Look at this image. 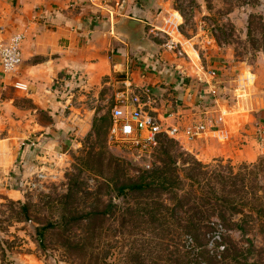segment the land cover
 <instances>
[{
	"label": "rangeland",
	"instance_id": "1",
	"mask_svg": "<svg viewBox=\"0 0 264 264\" xmlns=\"http://www.w3.org/2000/svg\"><path fill=\"white\" fill-rule=\"evenodd\" d=\"M120 1L125 3L99 0L117 18L132 14ZM130 2L147 7L149 24L137 49L141 56L146 50L153 53L163 68L158 86L145 84L147 70L137 64L132 50L128 70L71 81L68 107L57 117L50 113L45 88L38 98L12 85L3 95L12 100L0 109V144L7 148L0 151V264H169L170 258L178 259L183 255L178 242L184 237L176 234L177 244L170 247L176 253L169 256L166 233L132 215L135 195L117 194L119 182L163 165L165 147L184 152L168 165L176 167L184 182L175 191L178 196L194 193L197 206L189 213L211 215L209 230L200 237L199 244L206 246L201 264L216 262L227 250L233 257L228 264H264V217H259L260 226L243 232L214 215V206L200 202L204 196L214 200L212 187L217 188L220 172L236 180V189H229L241 202L249 170L263 160L257 170L263 187L257 192L264 206V0ZM195 64L214 70L215 77L199 72ZM65 80L55 81L61 91ZM122 94L129 103L139 98L155 115L173 114L169 121L178 125L200 120L207 109L231 113L219 132L182 145L161 136L157 146L141 151L110 141L112 109ZM27 142L37 153L31 155L30 169L20 172V159L32 154L25 152ZM195 160L204 166H196ZM170 196L161 198L175 202ZM240 204L238 210L249 212ZM186 209L184 205L179 214ZM228 213L235 220L242 216ZM189 240L188 249L195 245Z\"/></svg>",
	"mask_w": 264,
	"mask_h": 264
},
{
	"label": "crops",
	"instance_id": "2",
	"mask_svg": "<svg viewBox=\"0 0 264 264\" xmlns=\"http://www.w3.org/2000/svg\"><path fill=\"white\" fill-rule=\"evenodd\" d=\"M131 3L130 0L119 2L132 11L135 4ZM140 5L147 13V7ZM112 12L99 0H0V42L17 31L25 35L19 69L7 74L0 64V109L12 100H7L4 93L20 81L27 84V90H21L27 95L38 98L39 94L43 95V88L49 91V108L53 111L50 113L57 117L68 107V97L73 92L71 81L77 84L81 77L92 80L128 70L132 50L137 64L147 70L145 84L157 85L163 77V68L155 63L156 57L147 50L141 53L143 56L139 55L137 41L119 28L123 18L132 14L117 18ZM58 78L62 81L67 78L63 83L65 92L55 83ZM173 116L161 117L169 121ZM0 147L1 151V144Z\"/></svg>",
	"mask_w": 264,
	"mask_h": 264
},
{
	"label": "trees",
	"instance_id": "3",
	"mask_svg": "<svg viewBox=\"0 0 264 264\" xmlns=\"http://www.w3.org/2000/svg\"><path fill=\"white\" fill-rule=\"evenodd\" d=\"M46 138H48V134H46ZM25 145V149L32 151V154L27 153L25 154L28 155L26 158L22 157L20 159L21 164L17 166L20 172L30 169L31 155L37 153L35 146H31V143L27 142ZM180 155L183 156L184 152L175 153L173 148L165 147L161 151V162L163 165L156 166L151 170H143L137 177H129V179L119 182L117 194L119 197H125L129 194L135 195V205L132 206L133 208L131 207L132 215L135 219H140L143 225L151 227L157 232L162 231L166 233L165 240L169 256L176 253L174 251L170 252V247L173 246L172 243L177 244L175 241L176 234L180 235V238L181 236L184 237L178 242L183 248V255L178 254L179 258L174 260L170 258L169 264H201L199 258L205 257L206 246L205 244L202 246L199 244L200 237L205 235L209 230L211 215L204 214L203 212L201 214H190L189 210L197 206L193 202L194 193L189 192L179 197L177 192H175L177 189H183L184 182L179 174H177L176 167L171 168L168 163H176ZM193 163L196 166H204V164L197 160ZM262 164L263 160L254 164L253 168L249 170L247 179L249 185H246L247 196L241 202L231 197L233 190L229 189L231 186L236 189V180L228 175H223L221 172L217 174V188L212 187L216 192L214 200H210L208 196H204L200 198V202L214 206L217 209V214L214 215H217L230 227H236L243 232H248L255 226H260L262 223L259 221V217H264V206L262 205L263 197L257 191H260L259 188L263 186L260 183L257 170L263 168ZM191 170H195V167H192ZM190 179L196 183L200 182L198 178L190 177ZM217 191H220V193L217 194ZM165 193L171 194L170 200H175V202L170 201L169 204L165 202L166 200L161 198V195ZM239 203L243 205V208L248 207L249 212H244L243 209L238 210ZM184 205L187 206V209L184 211V214L180 215L179 211ZM228 210L236 211V213H240L242 216L235 220L232 214L228 213ZM253 213H256V215ZM188 239L195 244L194 246H190V249L186 246ZM232 258V254L227 250L224 256L217 259L216 262H212V264H228ZM137 264L145 263L139 261ZM247 264L251 263L248 262Z\"/></svg>",
	"mask_w": 264,
	"mask_h": 264
},
{
	"label": "built area",
	"instance_id": "4",
	"mask_svg": "<svg viewBox=\"0 0 264 264\" xmlns=\"http://www.w3.org/2000/svg\"><path fill=\"white\" fill-rule=\"evenodd\" d=\"M25 35L23 32H14L7 40L0 42V64L3 72L9 74L16 72L23 62V43ZM176 47L172 44L171 48ZM190 57V56H189ZM191 59V57H190ZM196 69L209 77H215V71H205L203 64ZM211 84V80H205ZM16 89L27 90V84L16 81ZM212 89V88H210ZM147 94L148 89H142ZM216 92L214 89L212 90ZM140 92V90H139ZM121 100L112 109V124L109 130L110 141L113 143L127 144L141 151L150 150L157 146L161 136L178 141L181 145L184 142H191L201 138L208 133L220 131V127L226 122L231 111L218 108L202 112L200 120H192L186 124L178 125L170 123L160 115H155L148 110L146 103L137 98V103H129L128 98L122 94ZM172 116V114L170 115ZM169 116V117H170ZM264 136V126L262 127ZM35 145V143H33Z\"/></svg>",
	"mask_w": 264,
	"mask_h": 264
},
{
	"label": "water",
	"instance_id": "5",
	"mask_svg": "<svg viewBox=\"0 0 264 264\" xmlns=\"http://www.w3.org/2000/svg\"><path fill=\"white\" fill-rule=\"evenodd\" d=\"M146 17V12L140 4H135L132 7V17H124L119 24V28L126 32L133 41L139 42L143 38L142 30L146 26L143 21Z\"/></svg>",
	"mask_w": 264,
	"mask_h": 264
}]
</instances>
